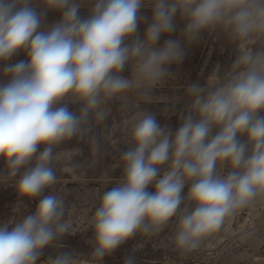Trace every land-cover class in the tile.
<instances>
[{"label":"clouds","instance_id":"1","mask_svg":"<svg viewBox=\"0 0 264 264\" xmlns=\"http://www.w3.org/2000/svg\"><path fill=\"white\" fill-rule=\"evenodd\" d=\"M42 3L43 16L62 14L47 30H41L43 16L33 0H0V159L13 176L25 168L16 188L29 200L56 183L53 146L83 135L90 112L133 87L121 75L130 59L138 58L139 73L150 81L165 74V65L183 60L179 40L169 38L157 47L162 36L175 31L178 12L187 20L189 40L220 23L241 39L264 31V0H154L143 38L138 35L139 24L148 19L140 15L143 0H94L86 18L76 0ZM19 52L27 58L8 63ZM235 66L228 82L214 91L189 87L198 118L187 116L174 133L152 114L136 118L134 147L122 155L123 178L104 192L92 220L97 260L138 230L158 231L167 224L185 199L186 185L195 207L178 223L175 245L182 252L196 250L234 209L264 193V50L242 49ZM69 94L83 104L79 115L61 103ZM95 115L103 120L106 113ZM92 143L95 152V137ZM223 162L233 169L226 176L217 172ZM150 185L154 192L147 190ZM63 215V199L44 195L11 230L0 226V264H37L42 250L68 231ZM50 264L73 259L63 253Z\"/></svg>","mask_w":264,"mask_h":264},{"label":"rangeland","instance_id":"2","mask_svg":"<svg viewBox=\"0 0 264 264\" xmlns=\"http://www.w3.org/2000/svg\"><path fill=\"white\" fill-rule=\"evenodd\" d=\"M76 3L80 5V16L86 18L94 0H76ZM153 3L154 0H143L140 15L148 19L139 24L138 35L141 38L151 21ZM33 4L43 16L45 7L42 0H33ZM61 15L59 11H47L41 30H47ZM174 23L175 31L162 36L157 47L162 46L166 39H177L184 52L183 60L165 65V74L150 81L139 73L138 58L130 59L121 75L132 80L133 87L102 101L95 111L106 113L103 120L96 118L95 111L90 112L81 126L83 135L77 133L70 140L53 146L55 159L52 167L57 180L40 197L31 200L20 197L16 185L25 168L13 176L5 161L0 159V226L7 224L11 230L26 215L34 212L44 195H56L64 201L61 222L68 224V231L58 235L42 250L37 264H50L51 259L63 253L71 254L73 264H125L129 257L134 264H264V193H258L245 206L234 209L225 217L219 230L201 239L196 250L182 252L177 249L175 237L179 220L195 207L187 199L189 185L183 190L185 199L176 215L161 229L138 230L102 261L93 256L94 213L104 192L117 186L123 178L122 155L134 147L131 134L136 118L149 112L162 127L174 133L187 116L198 118L193 103L195 97L188 92L191 85L198 84L204 88V94L214 91L226 84L238 70L235 61L242 49L264 50V31L241 39L234 37L228 25L220 23L201 30L189 40L184 32L187 20L180 12ZM26 58V52H19L8 63ZM61 103L68 104L70 110L78 115L83 107L82 102L76 101L71 94ZM217 131L218 128H214L213 135ZM93 137L98 143L95 152ZM240 139L243 142L246 137ZM34 163L35 158L25 167ZM72 165H78L75 171L71 170ZM167 167L161 168V176ZM232 170L230 162L217 165L221 176ZM147 190L154 192V187L150 185Z\"/></svg>","mask_w":264,"mask_h":264},{"label":"bare ground","instance_id":"3","mask_svg":"<svg viewBox=\"0 0 264 264\" xmlns=\"http://www.w3.org/2000/svg\"><path fill=\"white\" fill-rule=\"evenodd\" d=\"M80 109V108H79ZM76 111H77V109H76ZM147 111V110H146ZM125 112V111H124ZM147 114H149V112L147 113ZM139 116H140V114H139ZM142 116V115H141ZM136 123V122H135ZM130 124V123H129ZM134 124V123H133ZM132 125V124H131ZM85 129V128H84ZM131 132V131H130ZM60 154V153H59ZM62 154V153H61ZM64 155V154H63ZM58 156V155H57ZM59 157V156H58ZM66 158V157H65ZM64 158V159H65ZM86 207V206H85ZM72 209V208H71ZM86 217V216H85ZM78 220V219H77ZM83 221V220H82ZM77 223V222H76ZM79 224H81V223H79ZM78 226V225H77ZM83 226V225H82Z\"/></svg>","mask_w":264,"mask_h":264}]
</instances>
